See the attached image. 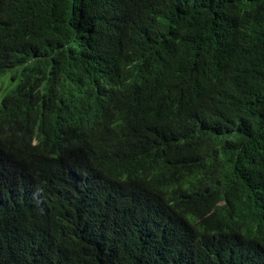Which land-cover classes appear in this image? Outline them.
<instances>
[{"label":"trees","instance_id":"16d2710c","mask_svg":"<svg viewBox=\"0 0 264 264\" xmlns=\"http://www.w3.org/2000/svg\"><path fill=\"white\" fill-rule=\"evenodd\" d=\"M3 88L0 264H264V0H0Z\"/></svg>","mask_w":264,"mask_h":264},{"label":"clouds","instance_id":"9594fccd","mask_svg":"<svg viewBox=\"0 0 264 264\" xmlns=\"http://www.w3.org/2000/svg\"><path fill=\"white\" fill-rule=\"evenodd\" d=\"M109 76H110V73L104 74L98 78V80H100L102 82L103 86L100 85L98 87V91L96 94H99L100 92H102L103 89L107 88L104 86H108L107 84H108ZM5 95H6V91L4 90V88L0 89V104H1V101ZM95 105H96V108L101 112L105 108H109V109L105 110V112H107L109 110V112L111 113L113 108H114L113 105L107 100H98ZM71 123L75 126V130L78 132V134L82 138L87 139L91 135L92 126L89 123H86L82 119H80V118L78 119L77 117L72 119ZM0 136L5 140V142L9 148L17 149V148L21 147V146L16 144L14 137L12 136L11 133H9L7 131H2V132H0ZM38 143H40V140L38 139V137L36 135H34V136H29L27 139V143H25V144H30L32 146H35Z\"/></svg>","mask_w":264,"mask_h":264},{"label":"bare ground","instance_id":"6f19581e","mask_svg":"<svg viewBox=\"0 0 264 264\" xmlns=\"http://www.w3.org/2000/svg\"><path fill=\"white\" fill-rule=\"evenodd\" d=\"M104 87H108V86H104ZM101 103V102H100ZM107 109H109V108H105L102 112H105V110H107ZM107 112H109V110L107 111ZM111 118V117H110Z\"/></svg>","mask_w":264,"mask_h":264}]
</instances>
